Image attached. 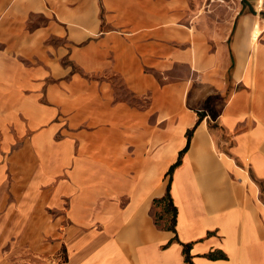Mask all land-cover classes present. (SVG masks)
<instances>
[{
    "label": "crops",
    "instance_id": "crops-1",
    "mask_svg": "<svg viewBox=\"0 0 264 264\" xmlns=\"http://www.w3.org/2000/svg\"><path fill=\"white\" fill-rule=\"evenodd\" d=\"M207 1L0 0V264H264V0Z\"/></svg>",
    "mask_w": 264,
    "mask_h": 264
},
{
    "label": "rangeland",
    "instance_id": "rangeland-1",
    "mask_svg": "<svg viewBox=\"0 0 264 264\" xmlns=\"http://www.w3.org/2000/svg\"><path fill=\"white\" fill-rule=\"evenodd\" d=\"M215 0H208L207 2H214ZM219 1V0H217ZM5 14V8H0V30L1 32L3 33L5 31V27H7V25H5L4 23H1L2 21V18ZM34 22H36V20H34ZM5 45V39H4V35H0V49H3ZM167 201H164V204L162 203V205H159L158 203H156V206H162L163 209L166 208V219H167V224L168 223H171L172 219H171V216L173 215V211L170 209L169 206H167ZM158 212H156L157 214ZM162 217H158L157 216V219H161ZM49 264H52V263H49Z\"/></svg>",
    "mask_w": 264,
    "mask_h": 264
},
{
    "label": "trees",
    "instance_id": "trees-1",
    "mask_svg": "<svg viewBox=\"0 0 264 264\" xmlns=\"http://www.w3.org/2000/svg\"><path fill=\"white\" fill-rule=\"evenodd\" d=\"M165 199H166V198H163L164 201H165ZM163 200H162V201H163ZM160 201H161V200H158V201H155V202L157 203V202H160ZM158 204H159V203H158ZM173 216H174V211H173ZM172 220H173V219H172Z\"/></svg>",
    "mask_w": 264,
    "mask_h": 264
}]
</instances>
